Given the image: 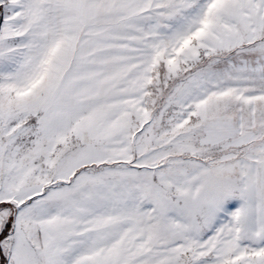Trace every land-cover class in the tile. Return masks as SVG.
<instances>
[{"label":"snow or ice","instance_id":"snow-or-ice-1","mask_svg":"<svg viewBox=\"0 0 264 264\" xmlns=\"http://www.w3.org/2000/svg\"><path fill=\"white\" fill-rule=\"evenodd\" d=\"M0 264H264V0H0Z\"/></svg>","mask_w":264,"mask_h":264}]
</instances>
